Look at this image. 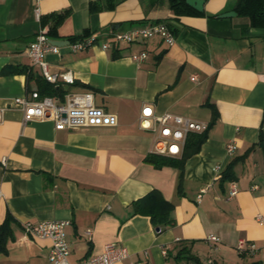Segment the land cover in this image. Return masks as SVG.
<instances>
[{"label":"crops","instance_id":"1","mask_svg":"<svg viewBox=\"0 0 264 264\" xmlns=\"http://www.w3.org/2000/svg\"><path fill=\"white\" fill-rule=\"evenodd\" d=\"M240 2L204 0L202 12L176 16L169 0H0V228L10 217L11 229L0 264H49L50 240L23 230L46 221L68 222L71 263L115 244L127 256L114 264H184L174 257L185 245L202 264H264V24L239 15ZM229 12L236 15L222 17ZM158 23L173 31V45L158 36L113 42L117 33ZM42 28L51 42H69L45 55L55 84L27 54ZM84 36L91 45L73 50L69 39ZM141 52L146 58L134 61ZM44 83L60 91L44 97L60 104L69 94H91L117 125L23 123L13 99L40 93ZM145 106L207 125L183 171L146 161L159 127L140 126ZM232 186L237 193L228 198ZM153 193L172 205V225L156 227L139 212ZM210 235L219 242L209 243ZM240 240L255 252L239 253Z\"/></svg>","mask_w":264,"mask_h":264},{"label":"built area","instance_id":"2","mask_svg":"<svg viewBox=\"0 0 264 264\" xmlns=\"http://www.w3.org/2000/svg\"><path fill=\"white\" fill-rule=\"evenodd\" d=\"M41 1V0H37ZM37 18L39 11L37 10ZM160 37L164 43L171 46L175 42L173 31L163 23L152 24L145 28L134 29L127 32L117 33L113 37V42L134 44L145 41L152 37ZM93 39L87 42L72 43L73 50L86 49ZM111 42L102 44L104 50L110 49ZM59 48L51 43L47 36V29L42 28L36 35L35 40L29 45L27 54L33 65L38 66L43 77L50 83L55 84L58 76L50 73L48 64L45 61V55L49 52L57 53ZM146 58V53L141 52L134 54L132 59L136 62ZM64 82L72 83L73 78L70 73L61 75ZM196 80V76L191 78ZM12 107L23 112V123L34 119L51 120L56 130H79L85 128H102L113 127L118 123L116 115L107 113L103 108L96 107L92 101L91 94H72L66 96L64 104L57 103L52 97H41L38 92H31L30 98H14ZM2 114L0 112V120ZM159 127L158 136L155 140L152 153L160 156H179L183 152L184 142L188 134L202 133L206 130L207 125L198 123L181 116L164 114L157 116L154 114L152 107L145 106L141 112L140 126L143 129H153V125ZM235 146L227 145V153L231 154ZM237 193L235 186H232L229 197ZM1 196V192H0ZM201 195L197 196L200 200ZM261 222L260 216H258ZM66 221H46V222H26L23 224V230L28 236L49 239L51 242L49 251V264H114L123 260L127 256V251L123 247L115 244H107L101 254L88 256L77 263L69 262V246L66 240L65 228ZM88 238L91 232H87ZM207 241L211 244L219 242V238L210 235ZM248 251L255 252V249L246 245L244 240H240L236 246L239 253ZM166 251L163 254L166 255ZM211 264V261H208Z\"/></svg>","mask_w":264,"mask_h":264},{"label":"trees","instance_id":"3","mask_svg":"<svg viewBox=\"0 0 264 264\" xmlns=\"http://www.w3.org/2000/svg\"><path fill=\"white\" fill-rule=\"evenodd\" d=\"M171 11L176 16L186 15L191 11L186 3V0H169ZM239 15L245 17L252 25L264 24V0H241L239 4ZM84 37H75L69 39L71 43L81 41ZM60 91L49 83H44L42 91L39 93L41 97L54 96ZM206 139L204 132L202 134H189L184 144L183 152L180 156H160L151 154L146 158V161L153 166L159 168L162 166H174L183 171L185 161L194 153H196L203 141ZM140 213L148 216L156 227H167L172 225L173 221L170 218L172 205L165 201L160 194L153 193L150 197L144 200L141 205H138ZM10 217H7L0 228V254L6 252V242L11 236V229L9 227ZM177 262L183 261L184 264H202L201 261L191 254L188 246H182L177 255L174 257ZM251 264H261L254 262Z\"/></svg>","mask_w":264,"mask_h":264},{"label":"water","instance_id":"4","mask_svg":"<svg viewBox=\"0 0 264 264\" xmlns=\"http://www.w3.org/2000/svg\"><path fill=\"white\" fill-rule=\"evenodd\" d=\"M186 3L188 6L192 7L198 12L203 11L204 0H186ZM235 15H236L235 12H229V13L223 14L222 17H230V16H235ZM51 43L54 44L55 46H62V45L68 44L69 42L68 41H52ZM158 230L159 228H157V231Z\"/></svg>","mask_w":264,"mask_h":264}]
</instances>
